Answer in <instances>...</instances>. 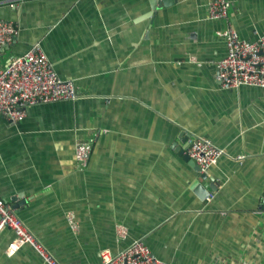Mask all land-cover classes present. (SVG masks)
<instances>
[{"label": "crops", "instance_id": "0c3cea01", "mask_svg": "<svg viewBox=\"0 0 264 264\" xmlns=\"http://www.w3.org/2000/svg\"><path fill=\"white\" fill-rule=\"evenodd\" d=\"M229 1L210 20L211 0H0V21L20 28L3 61L39 43L79 97L19 125L0 117V197L61 264H101L136 240L167 264H264V89L217 81L226 29L264 39V0ZM188 135L226 151L205 200ZM90 140L82 166L75 147ZM13 239L1 232L0 264H44L30 246L8 257Z\"/></svg>", "mask_w": 264, "mask_h": 264}, {"label": "built area", "instance_id": "2783aa9c", "mask_svg": "<svg viewBox=\"0 0 264 264\" xmlns=\"http://www.w3.org/2000/svg\"><path fill=\"white\" fill-rule=\"evenodd\" d=\"M21 1L24 0H13L14 5ZM231 5L229 0H211L208 5L209 19H226ZM19 35L20 28L14 22L0 21V117L14 125L22 123L34 107L60 101L74 102L79 98L74 82L60 78L39 43L23 55L3 61L6 47L14 44ZM222 35L227 55L218 64L217 81L221 87L225 90H239L243 86L264 89V39L253 42L243 40L231 27ZM93 142L94 140L82 141L75 147V158L82 166H87L91 159ZM187 143V154L199 167L201 174L209 173L226 156V151L209 138L188 135ZM244 159L241 156L238 161L242 162ZM261 206L264 210V195ZM67 219L76 231V215L70 213ZM3 230L14 234V239L6 250L8 257H13L22 247L30 246L44 264H61L18 217L12 205L0 197V234ZM118 234L124 237L127 230L120 227ZM100 257L101 264H167L156 258L143 240L134 241L116 255L103 250ZM242 264L253 263L243 261Z\"/></svg>", "mask_w": 264, "mask_h": 264}, {"label": "water", "instance_id": "95a60500", "mask_svg": "<svg viewBox=\"0 0 264 264\" xmlns=\"http://www.w3.org/2000/svg\"><path fill=\"white\" fill-rule=\"evenodd\" d=\"M170 3L171 2L164 1L162 6H168L170 5ZM185 159L189 161V163H191V165L197 171V173H200L199 167L188 156L185 157ZM206 179H207V174H201L198 179V183L193 187L196 195L202 200L209 198L213 189L217 190V187H216L217 184L213 183V185H208L205 181Z\"/></svg>", "mask_w": 264, "mask_h": 264}]
</instances>
